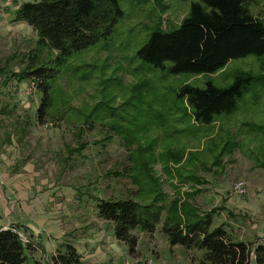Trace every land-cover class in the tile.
Masks as SVG:
<instances>
[{
	"label": "rangeland",
	"instance_id": "rangeland-1",
	"mask_svg": "<svg viewBox=\"0 0 264 264\" xmlns=\"http://www.w3.org/2000/svg\"><path fill=\"white\" fill-rule=\"evenodd\" d=\"M38 1L40 0H12L5 7V0H0V198L13 195L11 200H6L7 205L11 207L9 203L13 201L14 205L20 206L19 212L26 213L33 220V236L29 229L19 232L23 243L33 245L26 250L30 262L52 264L51 258L62 252L64 245L70 244L72 247L76 246L74 248L77 253H81L84 264H111L112 261L108 260L113 254L108 250L107 238L112 232V224L98 218L96 206L100 200H136V188L121 174L129 165L121 140L113 136L109 142L102 143V139L108 134L106 128L93 123L92 129H84L81 142L77 143L76 126L82 125V118L76 115L91 112L101 99L102 88L108 95L117 97L114 103L116 106L126 99L123 98L124 88L130 94L132 86L146 81L148 86L143 95L148 98L142 97L140 102L132 101V110H118L117 115L126 120H134L136 126H140V137L143 139H136V145L153 162L150 174L161 180L162 191L170 200L173 198V190L160 166L162 151L166 148L169 151L174 148L194 151L200 146L196 140H186L191 139L188 137L168 138V127H172L171 118L167 117V122L165 119L160 120L161 127L159 123L153 122L155 115L172 113V90L182 84L202 87L204 82L212 81L217 85H226L230 83V77L242 71L262 77L264 60L235 61L214 75L195 77L174 78L166 73L139 68L133 57V49L138 43L132 47L126 45H130L131 39H136L138 34H141L138 38L144 37L145 29L156 26L157 23L163 31L176 28L188 13L192 0H159L161 4L157 0H121L126 17L107 42L108 49L103 51L95 48L70 62L72 68L82 64L92 66L93 69L86 68L89 69L87 75L91 74L93 79L80 80V72L77 73L78 76L72 72H63L55 86V96L60 101L57 116L38 123L35 117L41 93L37 85L33 80L20 82L11 76L24 68L26 56L34 49L37 40L29 26L12 22V15L21 4ZM163 4L169 7L167 11L159 9V5ZM261 10L263 8L258 7L254 14ZM10 57L12 61L6 66V60ZM259 81L257 88L261 91L260 96L262 95L259 103H264V78ZM117 82L121 87L113 85ZM164 100L168 101L167 104ZM243 102L239 106L240 116H243L240 121L244 124L240 139L247 140H241L242 154L236 151L229 161L223 160L222 166L212 168V173L197 172L206 184L195 187L199 193L194 204L203 215H211L212 227L220 226L229 233L232 241L248 244L251 251L249 264H256L254 251L258 245L264 247V166L258 167L252 162L253 159L250 161L244 155L254 159L260 156L264 165V104L258 106L259 103L252 101L250 96ZM68 106L72 113L65 112ZM96 116L97 113L94 114ZM229 124H232L231 131L236 129L235 120ZM149 126L151 128L145 130ZM218 128L217 125L215 131ZM134 135L138 138V134ZM154 139H159L156 147L152 143ZM134 141L135 139H131L132 143ZM78 144H83L84 147L80 152L74 150ZM5 173L7 177L4 176ZM9 173H16L19 181L11 182ZM25 180L28 181V186ZM238 181L247 185L246 195L242 197L231 195V187ZM11 183L15 184L16 192H9ZM173 183L175 186L179 185ZM182 185L179 187L184 191L191 186V182L187 181ZM26 189V193L31 195L32 206H26L29 202L25 203L26 199H21ZM17 211L14 208V212L12 210L10 215H5L3 223L11 221V225L6 227L18 231ZM42 212L46 215L48 212L50 220L45 232L41 224ZM161 226L162 223H159L152 234L133 231L138 240L133 253H128L127 248L121 251V247L116 246L117 253L121 252L120 264H209L203 261L204 250L170 246ZM94 229L96 231L90 234L89 231ZM99 231L102 232L101 238L87 252L88 248L84 243L93 236L97 237ZM106 251L110 253L105 254Z\"/></svg>",
	"mask_w": 264,
	"mask_h": 264
},
{
	"label": "trees",
	"instance_id": "trees-1",
	"mask_svg": "<svg viewBox=\"0 0 264 264\" xmlns=\"http://www.w3.org/2000/svg\"><path fill=\"white\" fill-rule=\"evenodd\" d=\"M157 2L161 4L159 0ZM258 7L263 11L254 14ZM159 9L167 11L169 7L163 4ZM125 17L121 0H40L16 8L12 22L25 23L34 31L37 40L26 56L24 68L11 76L20 82L33 80L37 85L41 93L35 117L38 123L57 116L60 101L55 96V86L63 72H72L76 76L80 72V80L93 79L91 74L87 75L92 66L82 64L72 68L70 62L95 48L106 51L107 42ZM145 31L144 37L138 38L141 35L138 34L136 39H131L130 45H126L132 47L138 43L133 49V57L139 68L174 78L214 75L235 61L264 60V0H192L188 13L176 28L163 31L157 23ZM11 61L12 57L8 58L6 66ZM260 78L264 76L255 77L242 71L230 77V83L226 85L207 81L197 87L184 83L172 90V113L165 116L158 113L153 122L160 125V120L167 122L170 117L172 127H168V138L188 137L191 139L186 140L198 141L200 148L194 151L184 148L169 151L166 148L162 151L160 166L173 190L170 200L162 191L161 180L150 174L153 162L136 145L143 139L140 126H136L134 120L117 115L118 110H132L134 102L148 98L143 95L148 86L146 81L132 86L130 94L124 88L123 98L126 99L116 106L117 97L108 95L102 88V101L99 98L91 112L76 115L82 118V125L79 122L76 126L77 143L81 142L84 129L90 130L96 123L105 127L108 133L102 143L115 136L126 150L129 165L121 174L135 186L137 199L100 200L96 208L98 218L112 224L115 240L125 245L128 253H133L137 247L138 240L133 231L152 234L162 223L161 230L170 246L204 250L203 261L206 263L249 264V245L232 241L229 233L220 226L212 227L211 215H203L194 200L199 193L195 187L206 184L197 172L212 173V168L222 166L223 160L229 161L236 151L242 154L241 140L247 139H240L244 124L240 121L243 116H240L239 106L248 96L259 103L262 96L257 88ZM113 85L121 87L118 82ZM164 102L167 104L168 101ZM65 112L72 113V110L68 106ZM233 120L236 129L231 131L229 122ZM217 125L219 128L215 131ZM134 134H138V138ZM131 139H135L134 143ZM158 140H152L155 147ZM83 148V144H78L74 150L80 152ZM244 156L253 159L258 167L264 166L260 156L256 159L248 158L247 154ZM187 181L191 186L180 190L179 186ZM173 182L179 185L175 186ZM31 247V243L21 241L14 228L0 230V264H39L30 262L26 256V250ZM254 253L256 264H263L264 247L258 245ZM51 259L54 264H84L70 245H64L62 252Z\"/></svg>",
	"mask_w": 264,
	"mask_h": 264
},
{
	"label": "crops",
	"instance_id": "crops-1",
	"mask_svg": "<svg viewBox=\"0 0 264 264\" xmlns=\"http://www.w3.org/2000/svg\"><path fill=\"white\" fill-rule=\"evenodd\" d=\"M22 24H24V25H26L25 23H22ZM27 26V25H26ZM10 175L11 174H13V173H9ZM10 175H8L9 176V178L10 179H12L11 180V182H17V181H19L18 179H17V176L18 175H16V173L15 174H13L11 177H10ZM21 175H24V174H21ZM25 175H28L27 173L25 174ZM4 176H6L7 177V174L5 173V175ZM17 180V181H16ZM13 183H11V185L9 186V188L10 189H8L9 190V192L11 191V192H13L12 190H15V192H16V186H15V184H13ZM25 183H26V185L28 186V181L27 180H25ZM28 188H30V187H27V189ZM27 189L25 190V192L24 193H22V197H21V199H26L25 200V203H26V201L27 202H29V204L28 203H26L25 205L27 206H32V201L30 202V199H31V195H30V193L29 192H27L26 193V191H27ZM1 191V190H0ZM6 195V194H5ZM27 195V196H26ZM8 196V195H7ZM7 196H5V197H3V196H1V198H0V229L1 228H4V227H6V226H9L8 224H10L11 225V221H6V223H3V217H5V215H10L11 214V211L13 210V212H14V208H16L18 211H17V220H18V223H16V227H18V232H20V233H23V232H21V231H25V230H27V229H29V230H32V233H31V235L33 236V234H34V228H32V224H31V222H33V220H30V218H29V216H27V214L26 213H24L23 214V212L21 211V212H19V210H20V206H18L17 204L16 205H14V203H13V201H10V203L9 204H11L10 206L11 207H9L8 205H7V203H6V200L9 198L10 200L14 197L13 195H11L10 197H8L7 198ZM41 215H42V217H41V224H42V226H43V229H44V232H45V229H47L48 230V226H49V223H50V220H49V214H48V212H47V215H46V213H44L43 214V212L41 213ZM31 217H33V215L31 214L30 215ZM15 224V223H14ZM96 231V229H94V230H90L89 231V233L91 234L92 232H95ZM44 232L42 233V235L44 234ZM53 232V231H52ZM101 231H99L98 233H97V237H95V236H93V238H91V240H89V239H87L86 240V242L84 243L85 245V247L86 248H88V250H87V252L89 251V248L92 250L93 249V245H95V242L96 241H98L99 240V238H101ZM60 236V235H59ZM106 236V235H105ZM108 241L107 242H109V246H108V250L113 254V256L111 255L110 256V258H109V260H108V262L111 260L112 261V263L111 264H120V262H121V258H120V254L119 253H121V252H119V253H117V250H118V248L116 247V246H120L121 247V251L123 250V249H125L126 248V246H124L122 243H119V242H117L116 240H115V238H114V235H113V226H112V232H111V234L108 236ZM59 243H60V241H59ZM67 244V243H66ZM31 245H32V243H31ZM67 245H70V244H67ZM33 246V245H32ZM74 247H76V246H74ZM105 252V254H108V253H110V252ZM79 255L81 254V253H78ZM104 254V256H107V255H105ZM47 263H49L48 261H47ZM52 264H54V263H52Z\"/></svg>",
	"mask_w": 264,
	"mask_h": 264
},
{
	"label": "built area",
	"instance_id": "built-area-1",
	"mask_svg": "<svg viewBox=\"0 0 264 264\" xmlns=\"http://www.w3.org/2000/svg\"><path fill=\"white\" fill-rule=\"evenodd\" d=\"M12 0H5L4 6L7 7L11 4ZM247 185L243 181L234 183L231 187V195L235 197H242L246 195Z\"/></svg>",
	"mask_w": 264,
	"mask_h": 264
},
{
	"label": "water",
	"instance_id": "water-1",
	"mask_svg": "<svg viewBox=\"0 0 264 264\" xmlns=\"http://www.w3.org/2000/svg\"><path fill=\"white\" fill-rule=\"evenodd\" d=\"M8 229H10L9 227H4V228H2V229H0V230H8ZM15 232L18 234V236L21 238V235H20V233L17 231V230H15ZM22 239V238H21Z\"/></svg>",
	"mask_w": 264,
	"mask_h": 264
}]
</instances>
